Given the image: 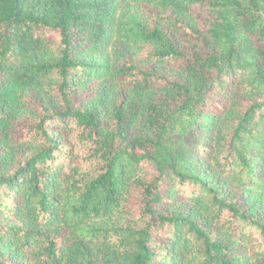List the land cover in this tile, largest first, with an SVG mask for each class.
Segmentation results:
<instances>
[{
    "label": "trees",
    "instance_id": "obj_1",
    "mask_svg": "<svg viewBox=\"0 0 264 264\" xmlns=\"http://www.w3.org/2000/svg\"><path fill=\"white\" fill-rule=\"evenodd\" d=\"M0 264H264V0H0Z\"/></svg>",
    "mask_w": 264,
    "mask_h": 264
},
{
    "label": "rangeland",
    "instance_id": "obj_2",
    "mask_svg": "<svg viewBox=\"0 0 264 264\" xmlns=\"http://www.w3.org/2000/svg\"><path fill=\"white\" fill-rule=\"evenodd\" d=\"M196 136H198V133H197V132L193 133V132L191 131L190 133H188V134H186V135H183V136H181V137H178V136L175 135V134H174V135H171V136H170V139L177 141L181 146H183V153H184V154H187V153H188V149L186 148V146H187L188 144H191L192 139H193L194 137H196ZM147 172H148V171H147Z\"/></svg>",
    "mask_w": 264,
    "mask_h": 264
}]
</instances>
